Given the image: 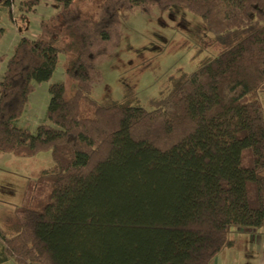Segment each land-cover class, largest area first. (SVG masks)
<instances>
[{
	"label": "trees",
	"instance_id": "1",
	"mask_svg": "<svg viewBox=\"0 0 264 264\" xmlns=\"http://www.w3.org/2000/svg\"><path fill=\"white\" fill-rule=\"evenodd\" d=\"M16 1L24 22L44 0H0L11 19ZM48 1L36 36L0 55V152L50 150L54 162L0 225V264H213L233 228L264 227V0ZM175 5L200 18L217 55L172 76L151 109L132 92L96 102L129 15ZM61 55L76 91L51 83L32 132L30 96Z\"/></svg>",
	"mask_w": 264,
	"mask_h": 264
},
{
	"label": "rangeland",
	"instance_id": "2",
	"mask_svg": "<svg viewBox=\"0 0 264 264\" xmlns=\"http://www.w3.org/2000/svg\"><path fill=\"white\" fill-rule=\"evenodd\" d=\"M18 2L12 6L13 19L4 9H0V55L11 56L14 46L22 35L34 38L39 31L40 21L50 15L51 3L44 0L37 10L22 22L18 17ZM123 38L113 56L101 65L103 81L96 86L92 98L103 103L106 100H120L127 93L132 94L140 104L151 109V100L169 85L172 76L193 71L207 57H215L218 47L213 35L208 33L197 16L173 6L170 10L157 11L145 15L139 11L129 15L123 24ZM5 63L0 65V80ZM53 82H63L65 97L70 98L76 91L75 80L65 72L64 56H60L52 78L38 83L30 96L29 106L23 116L22 124L35 132L38 125L45 122V112L50 100L49 86ZM264 104V94L262 95ZM85 116L93 115V108L82 106ZM54 164L50 150L40 151L33 157H17L0 152V225L13 217L16 207L24 200L27 184L36 179L44 168ZM11 184V185H10ZM11 187L7 191L6 187ZM5 188V189H4ZM261 229H264L262 227ZM250 232L233 228L231 236L236 239L242 234L246 245H252ZM239 248L224 249L213 264H242ZM7 264H15L13 261Z\"/></svg>",
	"mask_w": 264,
	"mask_h": 264
},
{
	"label": "crops",
	"instance_id": "3",
	"mask_svg": "<svg viewBox=\"0 0 264 264\" xmlns=\"http://www.w3.org/2000/svg\"><path fill=\"white\" fill-rule=\"evenodd\" d=\"M11 185V184H10ZM0 188H3V186H0ZM5 189V188H4ZM7 191L11 190V187H6ZM244 232H250L249 229H238V231ZM257 234L255 237L254 234H250L249 236L250 241H252V245H246V240L244 235L242 234L240 237L234 239L235 240V246L232 247V249L239 248V250L242 252V264H264V229H258L254 230ZM10 262V261H9ZM3 263V264H7Z\"/></svg>",
	"mask_w": 264,
	"mask_h": 264
}]
</instances>
